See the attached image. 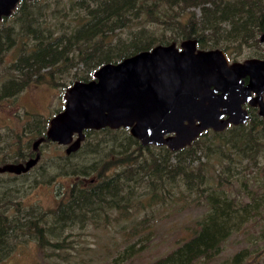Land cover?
I'll list each match as a JSON object with an SVG mask.
<instances>
[{"label": "trees", "instance_id": "1", "mask_svg": "<svg viewBox=\"0 0 264 264\" xmlns=\"http://www.w3.org/2000/svg\"><path fill=\"white\" fill-rule=\"evenodd\" d=\"M36 2L20 0L11 14L18 25L16 32L30 36L31 46H22L12 64L17 75L3 83L2 97L16 95L32 81H43V70L48 69L53 76L54 70L70 72L81 65L83 71L72 74V80L64 85L66 89L75 81L94 79L92 73L103 64L117 63L156 45L189 38H195L200 49H222L228 58L240 54L244 46L255 48L248 57L264 58V48L259 41L264 32V0H65L67 8L63 7L62 16L73 13L74 18L65 26L60 22V28L57 22H46L49 16L35 5ZM133 21L141 22L139 29L126 38L115 40V32ZM153 24L162 27L160 33L148 28ZM14 34L13 25L6 28L0 25V60L15 45ZM247 109L250 117L245 124H230L223 131L206 130L178 151L157 146L159 153L151 152L137 162L134 156L131 159V154L120 152L123 156L119 158H104L84 166L80 170L82 175H88L89 170L96 171L98 179L90 180L85 186L76 182L71 186L68 198L60 200L52 212L53 226H100L110 219L113 210L129 206L132 195L134 208H152L158 202L171 201L175 190L191 192L196 189L205 198L208 210L174 248L147 264H264V185L255 182L253 188L235 194L225 190L232 185V179L249 175L237 173L250 171L264 159V119L258 115L256 107L247 106ZM48 122L49 119L36 115L24 129L36 139L46 137ZM84 133V139L103 133L98 140H111L123 148L133 144L139 156L153 146H143L124 128L87 129ZM86 141L90 143L91 140ZM44 142L52 141L46 139L40 145ZM22 153L18 152L11 162H23L36 151L32 148ZM216 154L226 162L221 170L217 168L212 177H207L205 170L211 166L209 158ZM1 161L2 165L7 162ZM130 161L131 164L113 174L108 173L113 165L122 166ZM217 161L221 163V159ZM60 168L68 172L66 166ZM74 171L70 169L71 173ZM232 171L237 173L232 174ZM136 193H139L137 198ZM13 203L20 214L21 207ZM24 212V216H12L0 209L1 256L7 254L10 239L16 237L18 231L35 235L40 248L50 247L52 251L62 248L64 238L50 241L48 233L52 225L40 224L45 220V213L35 209ZM151 221L144 216L130 240L121 244L117 256L108 264H123L148 249L156 231ZM240 232L249 235L247 245L238 243V248L233 250L232 243L237 242L233 238Z\"/></svg>", "mask_w": 264, "mask_h": 264}, {"label": "rangeland", "instance_id": "2", "mask_svg": "<svg viewBox=\"0 0 264 264\" xmlns=\"http://www.w3.org/2000/svg\"><path fill=\"white\" fill-rule=\"evenodd\" d=\"M36 6L43 8V12L49 16L46 22L54 24L63 21L65 26L71 21L73 13L63 17L62 10L66 9L65 0H37ZM64 7V9H63ZM199 13V10H196ZM138 21L129 23L126 27L117 30L113 36L115 40L119 37L126 38L130 32L139 29ZM0 25L4 28L13 25L15 27V45L7 50L0 60V91L3 83L13 76L17 75L12 69L22 46H31L30 36L20 35L17 31L18 25L15 22L14 15L9 16L6 21H1ZM60 28V26H59ZM149 29L162 30L161 26L149 25ZM181 41L176 42L179 46ZM28 43V44H27ZM264 48V43H261ZM253 46H244L240 54L232 56L229 61H241L254 53ZM251 58V57H248ZM237 59V60H234ZM81 65L72 69L70 72L53 71V76L49 70H43L44 79L39 83L30 82L23 90L14 96L2 97L0 94V165L2 161L10 163L17 158L18 152H26L32 149V144L36 137L33 134L26 133L24 126L36 115L40 119H50L60 108H63L65 84L72 80L74 72L81 73ZM248 105H246L247 107ZM257 112V109H256ZM123 135L122 133L120 136ZM97 139H92V138ZM103 137V133L91 135L81 142V146L69 158L65 152V146L55 142H44L38 146L40 151L39 162L30 171L24 174L0 173V209L9 215H23L25 210L35 209L38 212L45 213V220L40 222L43 226H51L48 238L50 241L62 240V248L58 251H52L50 247L40 248L35 235L29 233L17 232V236L10 239V246L7 254L1 256L0 264H108L110 260L117 256L121 244L130 240L133 230L139 226L144 216L151 219V224L155 225L156 231L150 247L135 257L133 260L126 261L123 264H147L159 256L165 255L169 250L176 246V242L186 236L191 226L197 225L196 220L201 218L208 210L205 198L200 195L198 190L191 192L174 191L171 201L165 203H156L152 208H134L135 200L130 199V205L120 210H113L110 213V219L102 222L100 226L93 224L84 227L62 226L61 228L53 226L50 217L53 210L57 207L60 200L68 198L71 186L76 182L80 185H87L90 180L96 181V171L89 170L88 175H82L81 168L98 160L114 159L123 156L120 152L131 154L140 161L143 157H148L151 152L159 153L157 146H151L149 150H143L139 156L138 151L131 144L126 148L119 147L111 140H98ZM120 138V137H119ZM100 142L98 146L95 143ZM29 148V149H27ZM94 148V149H93ZM23 154V153H22ZM211 166L206 168L207 177H212L216 169H222L226 159L219 157L217 154L209 158ZM221 159V163L217 161ZM6 162V163H7ZM133 162V161H132ZM131 164L124 162L122 166L115 164L109 174L115 170ZM134 164V162H133ZM66 166L68 172L65 173L60 166ZM73 168L74 173L70 172ZM237 173V172H233ZM237 174H249L246 176L239 175L232 179L231 186L225 187L228 193H240L243 189L253 188L255 182L264 185V159L258 166L252 167L250 171ZM207 189L204 194L207 193ZM254 194L253 191H250ZM139 193L135 194L137 198ZM244 201L246 198H243ZM13 202L21 207V213L16 211ZM132 202V203H131ZM35 214H37L35 212ZM26 215V214H25ZM264 215V214H263ZM55 225V224H54ZM59 228V229H57ZM247 234L240 232L233 242V250L240 245H247ZM232 241V240H230ZM237 244V245H236ZM231 245V246H232ZM234 245L236 247H234Z\"/></svg>", "mask_w": 264, "mask_h": 264}, {"label": "water", "instance_id": "3", "mask_svg": "<svg viewBox=\"0 0 264 264\" xmlns=\"http://www.w3.org/2000/svg\"><path fill=\"white\" fill-rule=\"evenodd\" d=\"M20 0H0V21ZM259 41L264 43V32ZM94 79L75 81L64 91V106L48 122L46 137L21 163L0 166V173L28 172L40 159L38 146L49 139L79 149L84 130L124 128L143 146L178 151L206 130L245 124L246 105L264 119V58L229 61L222 49H200L195 38L156 45L117 63H106Z\"/></svg>", "mask_w": 264, "mask_h": 264}, {"label": "flooded vegetation", "instance_id": "4", "mask_svg": "<svg viewBox=\"0 0 264 264\" xmlns=\"http://www.w3.org/2000/svg\"><path fill=\"white\" fill-rule=\"evenodd\" d=\"M66 147V146H65ZM66 149V148H65ZM34 157V156H33ZM24 162V161H23ZM10 163H13V162H10ZM18 163H21V162H18ZM5 164H9V163H5ZM7 173V172H6Z\"/></svg>", "mask_w": 264, "mask_h": 264}]
</instances>
